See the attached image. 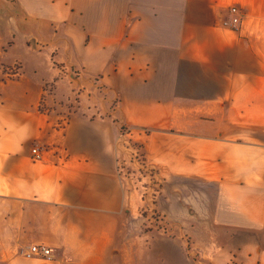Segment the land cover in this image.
<instances>
[{"label":"crops","instance_id":"obj_1","mask_svg":"<svg viewBox=\"0 0 264 264\" xmlns=\"http://www.w3.org/2000/svg\"><path fill=\"white\" fill-rule=\"evenodd\" d=\"M50 44L116 110H40L39 65L0 69V264H264V0H0V65ZM123 127L164 177L150 210L183 215L173 236L144 227Z\"/></svg>","mask_w":264,"mask_h":264},{"label":"rangeland","instance_id":"obj_2","mask_svg":"<svg viewBox=\"0 0 264 264\" xmlns=\"http://www.w3.org/2000/svg\"><path fill=\"white\" fill-rule=\"evenodd\" d=\"M34 34V33H33ZM32 36H23L21 39L27 46L25 49H33L37 47L36 40L31 41V38L36 39V35ZM12 40V39H11ZM18 40H13L10 43H7V46L16 44ZM44 46V45H43ZM19 48V47H18ZM15 48L12 57L14 58V63L12 65H6L1 63L0 69L4 78L8 80H18L24 73L33 71L34 68L31 67V64L36 63L39 65V74L38 77L41 78L43 84V92L45 100H41L39 109L47 110L52 109H61L67 112H86V110L93 108V110H104V107L110 111H115V106L117 101L113 100L108 105L106 90L95 80V83L92 85L90 81L86 78H81L78 69H75V59L74 54L71 49H59V46L54 47L53 44L44 46V49L37 50L35 53L29 55H24V52L19 48ZM42 51V52H38ZM109 98V97H108ZM45 106V107H44ZM183 126L175 124V129L182 128ZM127 127H123L122 130L124 133H128L126 136V147L129 149L128 156L125 165L123 168H126L125 173L127 175H134V180L137 186L136 188L144 193L143 196V221L144 227L149 228L150 230L158 226L164 234L173 236V231L175 226L179 228L183 225V215L181 214H170L157 212L156 210H150L149 198L147 202V196L155 195L160 192L162 189H166L164 177L160 172V167L150 163V159L147 156V151L144 147L142 140L138 137L134 138V133L137 130L128 131ZM130 130V129H129ZM128 131V132H125ZM131 132V133H130ZM143 132V131H139ZM148 131H144L142 134H147ZM39 146L46 151V147L41 145L38 142L32 144L31 150L33 147ZM42 159H37L32 153V160L34 162H39ZM183 182L178 180L174 181L173 185L175 187H181ZM192 184V188H193ZM177 228V227H176ZM175 232H178L176 230ZM21 243L19 245L18 254L22 255V245L28 244ZM49 246V245H48ZM52 247V246H50ZM54 249V247H52ZM55 251V249H54ZM56 254V252H55ZM44 259V258H40ZM56 256L52 260L54 261ZM4 264V263H2Z\"/></svg>","mask_w":264,"mask_h":264},{"label":"built area","instance_id":"obj_3","mask_svg":"<svg viewBox=\"0 0 264 264\" xmlns=\"http://www.w3.org/2000/svg\"><path fill=\"white\" fill-rule=\"evenodd\" d=\"M230 10L232 17L230 20L224 21V25L236 29L240 23V9L238 6L233 5ZM32 153L37 159H42L43 157V149L39 146L33 147ZM21 251L24 257L28 259L44 258L47 260H52L55 257L54 249L43 243L24 244L22 245Z\"/></svg>","mask_w":264,"mask_h":264}]
</instances>
